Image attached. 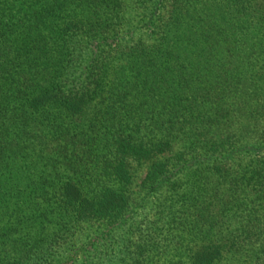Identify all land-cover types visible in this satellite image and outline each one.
Instances as JSON below:
<instances>
[{
    "label": "trees",
    "instance_id": "obj_1",
    "mask_svg": "<svg viewBox=\"0 0 264 264\" xmlns=\"http://www.w3.org/2000/svg\"><path fill=\"white\" fill-rule=\"evenodd\" d=\"M0 264H264V0H0Z\"/></svg>",
    "mask_w": 264,
    "mask_h": 264
}]
</instances>
